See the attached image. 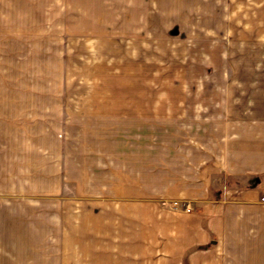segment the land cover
<instances>
[{"label": "crops", "instance_id": "0c3cea01", "mask_svg": "<svg viewBox=\"0 0 264 264\" xmlns=\"http://www.w3.org/2000/svg\"><path fill=\"white\" fill-rule=\"evenodd\" d=\"M147 7L230 62L181 97L0 96V264H264V0Z\"/></svg>", "mask_w": 264, "mask_h": 264}, {"label": "rangeland", "instance_id": "374dc122", "mask_svg": "<svg viewBox=\"0 0 264 264\" xmlns=\"http://www.w3.org/2000/svg\"><path fill=\"white\" fill-rule=\"evenodd\" d=\"M148 11L147 0H0V96L181 97L205 65L230 62L227 40L154 37Z\"/></svg>", "mask_w": 264, "mask_h": 264}, {"label": "built area", "instance_id": "2783aa9c", "mask_svg": "<svg viewBox=\"0 0 264 264\" xmlns=\"http://www.w3.org/2000/svg\"><path fill=\"white\" fill-rule=\"evenodd\" d=\"M260 201H261V202H264V195H262V196L260 197ZM185 209H186V211H189V210H190L189 207H186Z\"/></svg>", "mask_w": 264, "mask_h": 264}]
</instances>
